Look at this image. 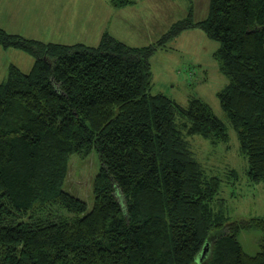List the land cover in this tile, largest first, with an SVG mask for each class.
<instances>
[{"label":"trees","instance_id":"trees-1","mask_svg":"<svg viewBox=\"0 0 264 264\" xmlns=\"http://www.w3.org/2000/svg\"><path fill=\"white\" fill-rule=\"evenodd\" d=\"M210 3L206 19L188 13L141 48L108 33L96 47L44 43L0 26V46L34 59L0 83V264H264V219L230 221L221 178L192 143L228 142L227 125L200 98L152 92L151 59L170 41L199 29L219 42L229 84L218 96L249 178L264 181V0ZM94 150L89 209L65 182L72 155ZM249 230L261 232L254 256L239 239Z\"/></svg>","mask_w":264,"mask_h":264},{"label":"rangeland","instance_id":"rangeland-1","mask_svg":"<svg viewBox=\"0 0 264 264\" xmlns=\"http://www.w3.org/2000/svg\"><path fill=\"white\" fill-rule=\"evenodd\" d=\"M2 2L0 6L8 9L7 16H21H0L1 27L9 33L44 43L93 47L108 33L130 47L140 48L156 44L188 13L194 21L206 19L211 4V0H25L27 3L22 2L21 10H17L18 4ZM219 47L220 43L202 30L180 34L151 59L152 92L164 93L183 105L191 98L208 103L227 125L229 140L213 145L196 136L192 143L197 157L221 178L220 197L230 221L264 219V181L255 183L249 178L247 158L218 96L229 84L216 57ZM0 48L8 50L3 54L4 61L0 59V83L7 80L11 65L30 71L32 56L20 49ZM100 167L96 150L87 157L74 154L69 161L65 189L84 200L89 209L94 205V182ZM232 170L236 176H231ZM239 239L249 255L258 253L259 230L243 231Z\"/></svg>","mask_w":264,"mask_h":264},{"label":"crops","instance_id":"crops-1","mask_svg":"<svg viewBox=\"0 0 264 264\" xmlns=\"http://www.w3.org/2000/svg\"><path fill=\"white\" fill-rule=\"evenodd\" d=\"M3 1V2H2ZM0 2H2V3H10V2H14L15 4H18V5H16V9L18 10H21V7L19 8V5L23 2V3H27V2H25V0H0ZM28 8V7H27ZM16 9H13V10H16ZM8 11V9H3L1 6H0V16H6L7 18H9V19H15V18H18V17H21L20 15H19V13H15L17 16L15 17V15H14V17H12V16H7L8 14L6 13ZM18 12V11H17ZM1 26V25H0ZM3 27V26H2ZM183 34V33H182ZM7 51L8 50H4V49H2V48H0V59L2 60V61H4V57H3V54H5V52L7 53Z\"/></svg>","mask_w":264,"mask_h":264},{"label":"water","instance_id":"water-1","mask_svg":"<svg viewBox=\"0 0 264 264\" xmlns=\"http://www.w3.org/2000/svg\"><path fill=\"white\" fill-rule=\"evenodd\" d=\"M207 252H208V249L205 248L204 251L202 252V254L199 256L198 261H201V259H202L203 257H205V255H206Z\"/></svg>","mask_w":264,"mask_h":264}]
</instances>
